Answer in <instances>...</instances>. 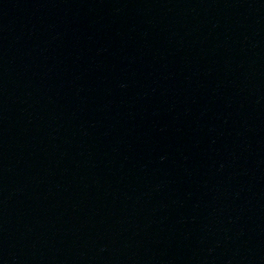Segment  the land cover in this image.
Here are the masks:
<instances>
[{"label":"water","instance_id":"obj_1","mask_svg":"<svg viewBox=\"0 0 264 264\" xmlns=\"http://www.w3.org/2000/svg\"><path fill=\"white\" fill-rule=\"evenodd\" d=\"M0 264H5L3 251H2V247H1V242H0Z\"/></svg>","mask_w":264,"mask_h":264}]
</instances>
